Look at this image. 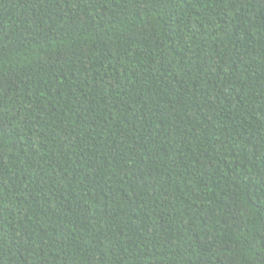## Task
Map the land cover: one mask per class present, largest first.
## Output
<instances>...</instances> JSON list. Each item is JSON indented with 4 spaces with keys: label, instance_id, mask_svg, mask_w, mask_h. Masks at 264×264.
<instances>
[{
    "label": "trees",
    "instance_id": "1",
    "mask_svg": "<svg viewBox=\"0 0 264 264\" xmlns=\"http://www.w3.org/2000/svg\"><path fill=\"white\" fill-rule=\"evenodd\" d=\"M0 264H264V0H0Z\"/></svg>",
    "mask_w": 264,
    "mask_h": 264
}]
</instances>
